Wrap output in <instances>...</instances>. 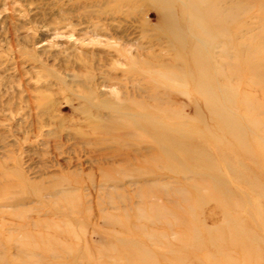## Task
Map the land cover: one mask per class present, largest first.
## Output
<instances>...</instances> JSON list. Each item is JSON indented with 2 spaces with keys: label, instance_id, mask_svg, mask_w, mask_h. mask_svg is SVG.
<instances>
[{
  "label": "rangeland",
  "instance_id": "obj_1",
  "mask_svg": "<svg viewBox=\"0 0 264 264\" xmlns=\"http://www.w3.org/2000/svg\"><path fill=\"white\" fill-rule=\"evenodd\" d=\"M0 264H264V0H0Z\"/></svg>",
  "mask_w": 264,
  "mask_h": 264
},
{
  "label": "bare ground",
  "instance_id": "obj_2",
  "mask_svg": "<svg viewBox=\"0 0 264 264\" xmlns=\"http://www.w3.org/2000/svg\"><path fill=\"white\" fill-rule=\"evenodd\" d=\"M243 256V255H242ZM244 258V257H243ZM245 258H247L246 256H245Z\"/></svg>",
  "mask_w": 264,
  "mask_h": 264
}]
</instances>
